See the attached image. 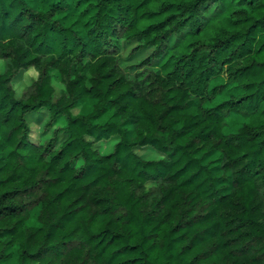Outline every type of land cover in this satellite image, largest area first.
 Instances as JSON below:
<instances>
[{
	"label": "trees",
	"instance_id": "16d2710c",
	"mask_svg": "<svg viewBox=\"0 0 264 264\" xmlns=\"http://www.w3.org/2000/svg\"><path fill=\"white\" fill-rule=\"evenodd\" d=\"M0 264H264V0H0Z\"/></svg>",
	"mask_w": 264,
	"mask_h": 264
},
{
	"label": "rangeland",
	"instance_id": "374dc122",
	"mask_svg": "<svg viewBox=\"0 0 264 264\" xmlns=\"http://www.w3.org/2000/svg\"><path fill=\"white\" fill-rule=\"evenodd\" d=\"M29 4L36 10L38 11H45L47 9L50 8L51 5V0H28ZM76 17L75 16H68L66 17L65 20V24H74L76 23ZM77 28H79V26H76ZM28 76H34L32 71H29L28 73L24 74L22 82H21V86L17 87V93L18 95L20 94L22 88L29 84L28 81ZM224 82V79L221 77H217L211 80L210 82V86L213 87L215 85L221 84ZM24 85V86H23ZM228 93L227 92H223L220 95L217 96L216 99L213 100V102L211 103L212 105H215L216 103L225 100L227 98ZM210 104V105H211ZM91 107V103L86 104V111H88ZM78 112L77 109H73L72 110V114H76ZM242 123V120L234 115H231L226 122V127L224 128V132L225 133H232L234 132ZM213 158H217V155L213 156L210 160H213ZM37 209L32 211L31 213V218L28 221L29 225H36V215H37Z\"/></svg>",
	"mask_w": 264,
	"mask_h": 264
}]
</instances>
